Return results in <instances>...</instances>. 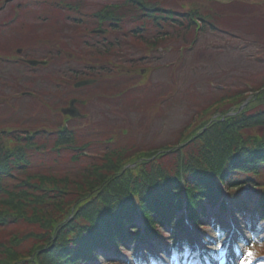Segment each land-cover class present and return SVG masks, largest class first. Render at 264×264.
<instances>
[{
	"label": "rangeland",
	"instance_id": "obj_1",
	"mask_svg": "<svg viewBox=\"0 0 264 264\" xmlns=\"http://www.w3.org/2000/svg\"><path fill=\"white\" fill-rule=\"evenodd\" d=\"M27 1L29 4L25 3ZM96 1L85 0L82 11H95L102 4L108 6L114 2L104 0L100 5ZM153 2L176 10L195 9L211 14L215 18L214 22L229 30V34L207 31L192 42L177 30L173 36L163 37L159 43L163 50L149 51L144 41L157 35L150 30L133 33L131 30L136 27L128 24L125 28H110V32L101 41L105 46L87 47L82 45V40L88 36L93 25L74 24L68 18L66 9L39 0H0V131L14 129V133L18 134L17 131L26 128L32 131L47 124L53 128L57 125L54 122L62 120L60 117L55 120L60 105L66 104L69 96H76L85 99L81 111L86 117L75 123L80 125L78 130L75 129L74 144L91 141L95 144L86 148L101 152L106 143L100 142L108 140L107 146L124 149L125 159H134L139 157L142 149L158 151L161 147L177 143L179 138H186L192 129L202 128L213 116L214 110L207 114L203 112L207 107L198 109L212 101L209 100L211 93L215 99L224 93L217 92L214 87L220 85L221 90H224L244 87L247 82L255 87L264 83V0ZM126 9L118 10L124 12ZM136 20L134 24L138 26L144 22ZM4 22H7L6 26ZM112 38L115 44H106ZM257 39L261 41L258 43ZM185 40L189 47L184 59L182 45ZM17 46L22 47L21 56L24 58L39 59L47 57V52H51L52 57H48L50 66L38 65L32 69L21 64H4L1 58L13 57L14 47ZM171 46L177 48L174 52H167ZM158 53L162 58L153 57L158 56ZM139 54L147 57L131 61L132 58H138ZM84 65H90L91 69L94 67L93 71L101 74V83L80 91L69 90L66 86L59 91L53 89V81H61L63 77L73 79L76 76L73 68L81 70ZM100 66L103 69L100 70ZM173 66L175 69H172ZM170 79L177 90L175 97L168 102L165 99L161 102L159 100L169 91ZM208 79L213 84L210 94H207L210 86ZM111 80L113 82L109 83ZM184 90H190L191 94ZM23 92L36 95L26 96ZM124 92L128 96L123 100V96H120ZM252 93V90L245 89L239 99L220 101L219 110H231L237 106L241 108L242 104L251 99ZM107 94L113 98L108 102L104 99ZM45 112L48 114L45 115ZM34 114L39 115L37 117ZM182 130L184 132L180 134ZM249 133L263 134L264 126L255 127ZM52 144L49 142L48 146ZM62 149L66 153L69 151L66 146ZM69 156L70 153L64 155L53 167L61 172L62 168H68L72 164ZM167 158L164 155L163 160ZM241 226L245 229L243 223ZM9 232L2 235V238L7 237ZM251 240L259 248L253 245L247 249L253 251V257L248 258V261L250 264H261L263 258L254 261V256H264V221L256 222Z\"/></svg>",
	"mask_w": 264,
	"mask_h": 264
},
{
	"label": "trees",
	"instance_id": "obj_2",
	"mask_svg": "<svg viewBox=\"0 0 264 264\" xmlns=\"http://www.w3.org/2000/svg\"><path fill=\"white\" fill-rule=\"evenodd\" d=\"M44 1L66 9L74 21L90 20L97 25L108 22L114 28L124 27L128 21L135 23L136 19H140L144 22L137 29L168 27L172 32L178 29L185 37H194L193 33L205 31L206 28L217 29L211 14L195 9L176 10L158 5L153 0H111L114 2L108 6L101 5L104 0H97V4L101 5L98 10L84 12L81 7H85V0H39L42 3ZM125 7L127 9L124 12L118 10ZM263 87L264 83L258 87L252 85L245 88H251L253 93L239 113L211 122L206 130L188 136L182 147L158 154L154 159H149L154 155L153 151L146 152L137 157L133 166L128 167H125L126 164L134 159H125L124 149L106 146L101 154L91 156L86 163L77 162V167L62 168V172L48 168L34 170V153L37 152L42 159L51 155L55 161L60 154L56 151L57 146L46 152L43 141L35 145L32 136L37 139L52 138L56 145L66 143L78 125H67L62 118L59 122L53 120L57 123L53 129L41 127L23 137L15 136L11 130L2 129L0 264H70L78 257L74 254L75 249L67 245L69 233L77 225L76 216L97 218L94 220L95 225L106 233L114 219L126 222L134 217L133 204L129 198L131 192L149 195L154 189L157 195L171 196L178 200L180 169L187 179L191 200H194V196L204 197L209 189L217 191L213 177L223 164H226L223 176L232 177L238 171H249L256 176L251 179L252 183L261 189L264 199V133L250 134L245 130L264 126ZM241 95V89H235L231 98L239 99ZM237 108H233L234 111ZM58 117L61 118L56 116V121ZM14 138L20 143L11 147ZM81 146L73 147L80 149ZM80 154L85 153L74 154L72 161H78ZM164 155L168 157V163H165L167 159L163 160ZM197 163L215 164L216 168L207 172L210 174L207 177L206 174L199 179H189L192 173L198 172L193 167ZM16 169L20 174L14 173ZM146 197L148 199L143 200V209L147 220L153 222L156 219L153 223L169 224L174 209L171 200L157 203L152 196ZM148 200L151 206L147 204ZM70 214L72 218H68ZM7 232L8 236L2 238ZM94 236L99 237L96 234L91 237ZM79 250L84 251L83 246Z\"/></svg>",
	"mask_w": 264,
	"mask_h": 264
},
{
	"label": "snow or ice",
	"instance_id": "obj_3",
	"mask_svg": "<svg viewBox=\"0 0 264 264\" xmlns=\"http://www.w3.org/2000/svg\"><path fill=\"white\" fill-rule=\"evenodd\" d=\"M215 236L218 237L219 240H217V241L208 240L207 243H208L209 248H211L212 250H215V251H219V255L216 257V259L221 260V262H222L223 257H224V252L222 251V248H223L222 241L224 239V234L220 231H217L215 233ZM183 255H184L185 259H187L188 255H189L187 249H185ZM251 257H253V253L249 250L246 252L245 257L240 260L239 264H250V262L248 261V258H251ZM170 259L172 262H176L180 259V257L175 252H173ZM261 264H264V261H261Z\"/></svg>",
	"mask_w": 264,
	"mask_h": 264
},
{
	"label": "bare ground",
	"instance_id": "obj_4",
	"mask_svg": "<svg viewBox=\"0 0 264 264\" xmlns=\"http://www.w3.org/2000/svg\"><path fill=\"white\" fill-rule=\"evenodd\" d=\"M246 131L249 132V130L245 129ZM42 160L43 162H38ZM33 161L37 164H44L45 166H49L50 162L48 160L42 159V156L37 155L36 157L33 158ZM34 166V165H33ZM195 168L196 171L195 173H192L189 179H199L201 177H204L206 174V177L210 174H208L207 172H212L215 170L216 165L214 164H205V163H197L193 166ZM186 190L188 191V185L186 186Z\"/></svg>",
	"mask_w": 264,
	"mask_h": 264
},
{
	"label": "water",
	"instance_id": "obj_5",
	"mask_svg": "<svg viewBox=\"0 0 264 264\" xmlns=\"http://www.w3.org/2000/svg\"><path fill=\"white\" fill-rule=\"evenodd\" d=\"M30 63H35L34 61H30ZM89 81H81V82H79V83H77L76 85H82V84H85V83H88ZM64 111H66V110H64ZM67 111L69 112V111H71L72 112V109L70 110V109H67Z\"/></svg>",
	"mask_w": 264,
	"mask_h": 264
}]
</instances>
